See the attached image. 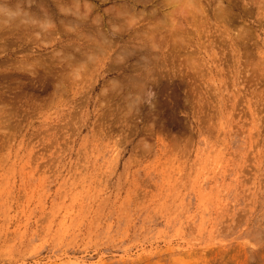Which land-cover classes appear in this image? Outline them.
<instances>
[{"label": "rangeland", "instance_id": "obj_1", "mask_svg": "<svg viewBox=\"0 0 264 264\" xmlns=\"http://www.w3.org/2000/svg\"><path fill=\"white\" fill-rule=\"evenodd\" d=\"M1 4L0 264H264V0Z\"/></svg>", "mask_w": 264, "mask_h": 264}, {"label": "bare ground", "instance_id": "obj_2", "mask_svg": "<svg viewBox=\"0 0 264 264\" xmlns=\"http://www.w3.org/2000/svg\"><path fill=\"white\" fill-rule=\"evenodd\" d=\"M17 1V0H16ZM69 1V0H68ZM76 1V0H75ZM40 2H41V0H40ZM54 2V1H53ZM174 2H176V1H174ZM183 2V1H182ZM191 2V1H190ZM16 3H18V2H16ZM76 3V2H75ZM161 3V2H160ZM169 3V2H168ZM187 3V2H186ZM9 4V3H8ZM7 4V5H8ZM13 4V3H12ZM29 4V3H28ZM172 4V3H171ZM192 4V3H191ZM5 5V4H4ZM2 6V4H1V6H0V11L2 12V15H0V18H1V20H12V21H14L13 19H16V18H18V16L17 15H15V13H16V11H15V13L13 12V11H10V9H9V7H7L6 5L5 6ZM18 5V4H17ZM61 5V4H60ZM189 5V4H188ZM194 5H196V4H194ZM10 6V5H9ZM59 6V5H58ZM77 6H78V4H77ZM184 6V5H183ZM199 6V5H198ZM13 7V6H12ZM163 7V6H162ZM187 7V6H186ZM19 8H21V7H19ZM172 8H173V6H172ZM182 8V7H181ZM32 9V8H31ZM57 9H59V8H57ZM64 9V8H63ZM186 9V8H185ZM199 9V8H198ZM197 9V10H198ZM15 10V9H14ZM25 10V9H24ZM170 10V9H169ZM173 10V9H172ZM187 10V9H186ZM20 11V10H19ZM18 11V9H17V13L19 12ZM76 11V10H75ZM121 11V10H120ZM128 11V10H127ZM72 12V11H71ZM169 12V11H168ZM173 12V11H172ZM183 12V11H182ZM16 13V14H17ZM166 13V12H165ZM30 14V13H29ZM35 14L37 15V13L35 12ZM132 14V13H131ZM172 14V13H171ZM27 15V14H26ZM26 15H24L25 16V18L28 20V18L26 17ZM31 15V14H30ZM39 15V14H38ZM43 15V14H42ZM45 15V14H44ZM173 15V14H172ZM229 15V14H228ZM32 16V15H31ZM146 16V15H145ZM171 16V15H170ZM29 17V16H28ZM36 16H34L33 18H35ZM78 17V16H77ZM80 17V16H79ZM82 17V16H81ZM169 17V16H168ZM167 17V18H168ZM24 18V17H23ZM38 18V17H37ZM101 18V17H100ZM176 18V17H175ZM19 19V18H18ZM31 19V18H30ZM48 19V18H47ZM127 19V18H126ZM173 19V18H172ZM179 19V18H178ZM24 20V19H23ZM46 20V19H45ZM174 20V19H173ZM30 21V20H29ZM37 21V20H36ZM132 21V20H131ZM162 21V20H161ZM2 22V21H1ZM32 22H34L35 23V21H32ZM129 22V21H128ZM156 22V21H155ZM159 22V21H158ZM174 22H175V20H174ZM42 23V22H41ZM40 23V24H41ZM44 23V22H43ZM112 23V22H111ZM133 23V22H132ZM20 24V23H19ZM30 24V23H29ZM72 24V23H71ZM131 24V23H130ZM175 24V23H174ZM32 25V24H31ZM112 25V24H111ZM115 25V24H114ZM133 25V24H132ZM11 26V25H10ZM16 26V25H15ZM33 26V25H32ZM39 26V25H38ZM118 26H120V25H118ZM154 26V25H153ZM171 26V25H170ZM177 26V25H176ZM12 27V26H11ZM41 27V26H40ZM112 28H114L113 26H111ZM156 27V26H155ZM160 27V26H159ZM164 27V26H163ZM21 28V27H20ZM119 28H121V26L119 27ZM43 29V28H42ZM97 29V28H96ZM95 29V30H96ZM173 29H174V26H173ZM12 30V29H11ZM98 30V29H97ZM105 30V29H104ZM103 30V31H104ZM98 32V31H97ZM113 32V31H112ZM154 38V37H153ZM106 39V38H105ZM110 39V38H109ZM155 39V38H154ZM94 40V39H93ZM111 42V41H110ZM91 43V42H90ZM109 43V42H108ZM111 44H112V42H111ZM109 45V44H108ZM90 46V45H89ZM104 46V45H103ZM144 46V45H143ZM148 47H149V45H148ZM141 48V47H140ZM150 49V48H149ZM132 50V49H131ZM147 50H148V48H147ZM126 51V50H125ZM140 51H142V50H140ZM152 51V50H151ZM129 52H130V50H129ZM128 52V53H129ZM146 52V51H145ZM128 55V54H127ZM126 55V56H127ZM83 57V56H82ZM75 58V57H74ZM81 59V58H80ZM156 60V59H155ZM151 73V72H150Z\"/></svg>", "mask_w": 264, "mask_h": 264}]
</instances>
